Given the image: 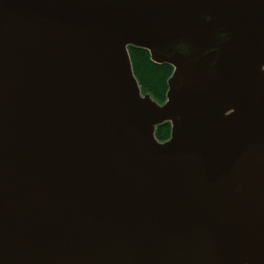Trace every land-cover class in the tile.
Wrapping results in <instances>:
<instances>
[{"label": "water", "instance_id": "water-1", "mask_svg": "<svg viewBox=\"0 0 264 264\" xmlns=\"http://www.w3.org/2000/svg\"><path fill=\"white\" fill-rule=\"evenodd\" d=\"M0 264H264V0H0Z\"/></svg>", "mask_w": 264, "mask_h": 264}, {"label": "trees", "instance_id": "trees-1", "mask_svg": "<svg viewBox=\"0 0 264 264\" xmlns=\"http://www.w3.org/2000/svg\"><path fill=\"white\" fill-rule=\"evenodd\" d=\"M134 73L144 93H150L160 102H164L168 89L167 81L172 75L173 67L168 64H157L150 58L147 50L129 47ZM169 123L157 128V136L160 140H166L170 136Z\"/></svg>", "mask_w": 264, "mask_h": 264}]
</instances>
